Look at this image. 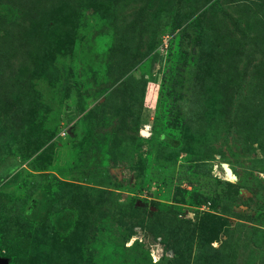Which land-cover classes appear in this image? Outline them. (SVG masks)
<instances>
[{
    "label": "rangeland",
    "instance_id": "obj_1",
    "mask_svg": "<svg viewBox=\"0 0 264 264\" xmlns=\"http://www.w3.org/2000/svg\"><path fill=\"white\" fill-rule=\"evenodd\" d=\"M0 255L264 264V0H0Z\"/></svg>",
    "mask_w": 264,
    "mask_h": 264
},
{
    "label": "trees",
    "instance_id": "obj_2",
    "mask_svg": "<svg viewBox=\"0 0 264 264\" xmlns=\"http://www.w3.org/2000/svg\"><path fill=\"white\" fill-rule=\"evenodd\" d=\"M260 30H263V28L261 27V26H258L257 25V27H256V31H258L259 33H262ZM220 54H223L227 59H228V56H227V53H226V47L224 46L223 48H222V51L220 52ZM230 61L231 60H227V61H225V63L224 64H227L228 65V63H230ZM234 71V70H233ZM230 78H226L227 80L225 81V86H226V88H228V87H230V86H232L233 85V83H234V81H235V79H234V77L231 75V76H229ZM176 250V249H175Z\"/></svg>",
    "mask_w": 264,
    "mask_h": 264
},
{
    "label": "water",
    "instance_id": "obj_3",
    "mask_svg": "<svg viewBox=\"0 0 264 264\" xmlns=\"http://www.w3.org/2000/svg\"><path fill=\"white\" fill-rule=\"evenodd\" d=\"M0 264H9V260L7 258L1 257V255H0Z\"/></svg>",
    "mask_w": 264,
    "mask_h": 264
},
{
    "label": "bare ground",
    "instance_id": "obj_4",
    "mask_svg": "<svg viewBox=\"0 0 264 264\" xmlns=\"http://www.w3.org/2000/svg\"><path fill=\"white\" fill-rule=\"evenodd\" d=\"M226 172H227V173H226V174H227L226 176H227V177L230 179V181H231V179H232V176H231V174H230L229 170H226ZM225 178H226V177H225Z\"/></svg>",
    "mask_w": 264,
    "mask_h": 264
},
{
    "label": "built area",
    "instance_id": "obj_5",
    "mask_svg": "<svg viewBox=\"0 0 264 264\" xmlns=\"http://www.w3.org/2000/svg\"><path fill=\"white\" fill-rule=\"evenodd\" d=\"M62 136H64V133L63 134H61Z\"/></svg>",
    "mask_w": 264,
    "mask_h": 264
}]
</instances>
